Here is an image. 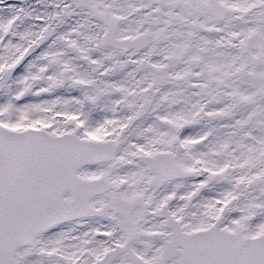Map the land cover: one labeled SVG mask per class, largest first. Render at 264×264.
Instances as JSON below:
<instances>
[{
	"label": "snow or ice",
	"instance_id": "1",
	"mask_svg": "<svg viewBox=\"0 0 264 264\" xmlns=\"http://www.w3.org/2000/svg\"><path fill=\"white\" fill-rule=\"evenodd\" d=\"M0 264H264V0H0Z\"/></svg>",
	"mask_w": 264,
	"mask_h": 264
}]
</instances>
